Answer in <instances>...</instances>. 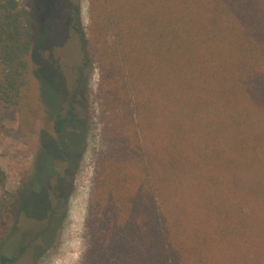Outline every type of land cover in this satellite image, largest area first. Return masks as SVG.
<instances>
[{
    "label": "trees",
    "instance_id": "trees-1",
    "mask_svg": "<svg viewBox=\"0 0 264 264\" xmlns=\"http://www.w3.org/2000/svg\"><path fill=\"white\" fill-rule=\"evenodd\" d=\"M76 1L68 0L74 13L72 26L88 57L89 40ZM258 1L263 5L255 0H99L111 9L116 44L128 49L131 67L126 85L135 99L138 119L161 118L169 123L173 143L155 155L150 153L154 147L150 151L145 144L143 150L139 141L132 148L136 161L129 176L136 177L138 194L128 193L127 216L122 224H114L112 236L119 230L121 248L113 237L108 245L102 239L101 249L95 245L86 264H107L116 259L122 264H220L225 257L217 246L228 242L226 231H236L230 233L232 237L245 229L242 219L233 225L222 224L229 217L222 205L223 196H231L239 188L238 173L251 167L254 151L264 144L262 130L256 138L248 137L251 126L264 123V0ZM122 6H126L125 15L119 11ZM44 47V38L34 39L29 7L21 0H0V106L17 107L21 126L26 118L36 116L40 110L33 95L36 78L54 115L57 140L80 135L84 144L86 127L74 111L75 94L71 107L63 112L65 95L52 79L63 77L54 62L40 57L39 48ZM114 57L119 62L117 53ZM236 134L247 139L235 147L230 142ZM69 148L66 142L63 152H41L31 179L18 191L4 189L7 177L0 166V188L4 189L0 194V264H12L18 254L26 253L32 254L34 261L54 243L67 214L71 189L63 203L54 202L49 184L69 172L73 178L84 145L75 152L71 171ZM263 157L264 152L259 153L256 160L262 169ZM57 163L64 166L62 172H58ZM255 181L249 190L264 198V179ZM193 186L203 191V200H214L209 216L191 218L185 206L177 208ZM53 191L57 196L58 189ZM120 191L112 201L118 207L116 216L124 218L117 202ZM125 191L134 190L129 187ZM136 197L139 203L133 205ZM14 216L35 217L36 234L24 233L17 220L11 221ZM117 249L120 258L115 256Z\"/></svg>",
    "mask_w": 264,
    "mask_h": 264
},
{
    "label": "rangeland",
    "instance_id": "rangeland-1",
    "mask_svg": "<svg viewBox=\"0 0 264 264\" xmlns=\"http://www.w3.org/2000/svg\"><path fill=\"white\" fill-rule=\"evenodd\" d=\"M21 1L32 13L34 39L44 38L45 47L39 48L40 57L54 62L63 77L52 78L56 89H61L65 95L63 112L71 107L73 94L78 91L73 101L74 111L83 119L86 132L84 144L83 138L78 135L79 149L83 145L84 149L78 169L73 178L69 179L71 191L68 195L67 214L56 233L54 243L38 259L33 261L30 253L18 254L12 264H86L90 260L88 258L93 256L94 246L101 249L103 240L108 245L113 237L121 248L123 236L118 233L119 230L112 236L114 224L116 221L122 224L127 216L131 200L128 193L138 194L135 191L138 187L137 179L129 176L136 161L132 148L137 147L139 141L143 150L146 149V144L150 151L154 147L150 153H161L162 149L173 143V132L169 123L161 118L138 119L135 99L129 95L126 85L131 67L126 57L128 49L116 44L117 30L110 23L109 5V8H104L99 0H78L75 3H78L82 28L89 40L87 57L79 33L72 26L74 13L68 0ZM125 8L126 6H122L119 10L123 15ZM219 44L222 48L225 47L223 42L220 41ZM116 53L119 62L115 61ZM86 57L88 60H85ZM32 68H36L35 63ZM122 76L123 80L120 78ZM48 78L51 82L50 75ZM33 85L36 87L34 101L39 104L40 110L36 116L26 118V123L22 126L17 107L0 106V166L6 173L4 189L8 191H18L28 183L41 152H63L62 145L67 142V138L57 140L54 115L46 104L47 98H44L36 78L33 79ZM163 118L169 122L168 118ZM249 122L244 126L247 127ZM258 130L264 131L263 122L251 126L248 137L256 138ZM245 139L247 137L236 134L232 136L230 143L236 147L237 143ZM238 149H232V152H238ZM259 149L254 151L257 153L255 160L251 161V167H244L238 173L241 176L239 188L231 196H223L222 207L228 210L226 213H229V217L223 219L222 224L226 222L233 225L242 219L245 229L232 237L230 233L236 231H226L230 237L228 242L217 246V250L225 257L220 264H264V198L256 195V191L249 190L252 181L256 182L259 177L264 179V169L256 161L259 153L264 152V144ZM262 163L264 164V157ZM49 167L50 164L47 163V168ZM57 167L60 172L64 166L58 164ZM136 171L139 173V168L136 167ZM54 183L55 180H52L51 184ZM129 187L134 191H125ZM4 189L0 188V194ZM119 191L117 202L123 208L124 218L116 216L118 207L112 201L114 194ZM202 194L203 191L198 186H193L186 201L176 202L174 207L177 203V208L183 209L185 206L191 218L199 214L209 216L214 210L212 203L215 202L213 199L203 200ZM51 197L54 198L52 192ZM133 201V205L138 204L139 197ZM16 220L21 230L29 236L35 235L39 229L35 217L23 219L14 216L11 221ZM138 232L139 229H136L137 239L140 241ZM114 252L120 258V250ZM107 264L122 263L116 259L109 260Z\"/></svg>",
    "mask_w": 264,
    "mask_h": 264
},
{
    "label": "flooded vegetation",
    "instance_id": "flooded-vegetation-1",
    "mask_svg": "<svg viewBox=\"0 0 264 264\" xmlns=\"http://www.w3.org/2000/svg\"><path fill=\"white\" fill-rule=\"evenodd\" d=\"M77 93H78V91L75 92L74 97L76 96ZM67 142H68V146L70 147L68 152H72L69 154L67 153V156H68L67 164L69 165L68 171H71L70 169L74 163L75 157L77 156V154L75 152H79L78 136H75V137H71L70 135L67 136ZM58 172H59V170H58ZM60 172H62V171H60ZM71 175H72V172H69L66 174V176L65 175L63 176L64 178L62 180L56 182V179H53V180H55V183L49 184L48 192H49L50 197H51V192L53 193L54 198H52V199L54 202L59 200L63 203L65 201L66 193H67V191H69V188L71 185L70 180H69V179H71ZM53 188L58 189L57 196H55Z\"/></svg>",
    "mask_w": 264,
    "mask_h": 264
}]
</instances>
